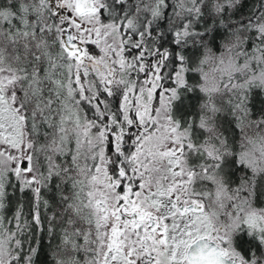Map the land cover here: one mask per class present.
<instances>
[{
	"label": "snow or ice",
	"instance_id": "snow-or-ice-1",
	"mask_svg": "<svg viewBox=\"0 0 264 264\" xmlns=\"http://www.w3.org/2000/svg\"><path fill=\"white\" fill-rule=\"evenodd\" d=\"M0 264H264V0H0Z\"/></svg>",
	"mask_w": 264,
	"mask_h": 264
}]
</instances>
